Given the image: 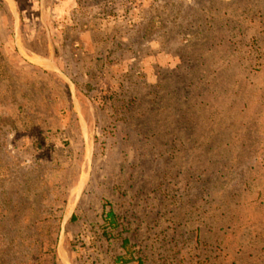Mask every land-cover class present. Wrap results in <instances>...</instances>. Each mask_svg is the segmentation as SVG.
Wrapping results in <instances>:
<instances>
[{
    "label": "rangeland",
    "instance_id": "374dc122",
    "mask_svg": "<svg viewBox=\"0 0 264 264\" xmlns=\"http://www.w3.org/2000/svg\"><path fill=\"white\" fill-rule=\"evenodd\" d=\"M54 1L0 0V264H264V0Z\"/></svg>",
    "mask_w": 264,
    "mask_h": 264
},
{
    "label": "trees",
    "instance_id": "16d2710c",
    "mask_svg": "<svg viewBox=\"0 0 264 264\" xmlns=\"http://www.w3.org/2000/svg\"><path fill=\"white\" fill-rule=\"evenodd\" d=\"M75 218V215L72 216V219ZM102 218L104 221V233H109L110 230H114L119 227V224L117 219H116V214L114 213L113 210L111 209H106L104 207V211L102 213ZM128 239L127 237L123 241V245L125 246L127 243ZM138 258V257H137ZM133 259V257H128V253H122V254H117L114 257V264H129V262ZM139 264H143L141 260H139Z\"/></svg>",
    "mask_w": 264,
    "mask_h": 264
},
{
    "label": "crops",
    "instance_id": "0c3cea01",
    "mask_svg": "<svg viewBox=\"0 0 264 264\" xmlns=\"http://www.w3.org/2000/svg\"><path fill=\"white\" fill-rule=\"evenodd\" d=\"M75 1L76 0H74V1H71V0H68V1H63V0H58V1H54V4L57 6V7H59V8H61L60 6H62L63 4L65 5V8H73V6H76V3H75ZM5 2H8L7 4H8V7H9V9L11 10V12H12V14H13V16H14V20H13V22H14V26H17L18 24H19V21L21 20V18H20V14L18 13L17 14V16L15 15V13H14V9H13V6H16L17 7V0H5ZM15 4V5H14ZM44 6H47V3L45 4L44 3V5L42 6V7H44ZM18 34H16L15 36H14V42H16L17 41V36ZM22 37V36H21ZM29 58H31L30 60H32L31 62H37L36 64H39V65H42V66H45V64H48V63H50V64H52L53 66H56L55 65V62L53 63L52 62V60H51V58H50V56H41L40 58H38V59H36V60H34L33 58H32V56L31 57H29ZM34 60V61H33ZM35 64V63H34ZM46 67V66H45ZM103 211H104V208H103ZM71 216H73V214L71 215ZM75 218H76V213H75Z\"/></svg>",
    "mask_w": 264,
    "mask_h": 264
},
{
    "label": "built area",
    "instance_id": "2783aa9c",
    "mask_svg": "<svg viewBox=\"0 0 264 264\" xmlns=\"http://www.w3.org/2000/svg\"><path fill=\"white\" fill-rule=\"evenodd\" d=\"M113 264H114V262H113Z\"/></svg>",
    "mask_w": 264,
    "mask_h": 264
}]
</instances>
